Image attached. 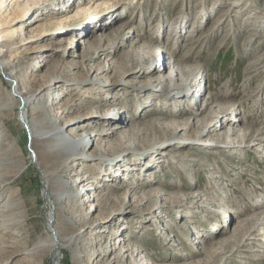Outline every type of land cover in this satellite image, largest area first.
Wrapping results in <instances>:
<instances>
[{
	"label": "rangeland",
	"instance_id": "obj_1",
	"mask_svg": "<svg viewBox=\"0 0 264 264\" xmlns=\"http://www.w3.org/2000/svg\"><path fill=\"white\" fill-rule=\"evenodd\" d=\"M0 1L5 9L14 0ZM46 1L20 0L25 8L19 10L8 5L0 25L2 58L10 62L18 91L34 96L27 116L42 108L68 139L75 141L79 129L96 132L132 154L110 169L106 162L115 153L107 152L104 162L77 157L60 174L67 190L78 194L70 214L63 203L54 208L45 194V158L37 153L31 126L18 119L19 99L5 109L10 86L0 68V174L12 178L0 190V204L16 201L0 216V264H53L54 256L58 264H74L73 253L82 258L85 250L100 258L96 252L113 236L118 243L105 262L92 264H106L125 248L118 264H264V0H138L134 8L106 5L88 24L87 13L110 0L89 6L87 0ZM119 25H125L122 44ZM131 44L141 66L121 71ZM178 86L182 93L172 101L169 92ZM84 108L94 115L83 118ZM210 109L208 125L216 127L203 137L196 130L191 135L190 127ZM167 125L178 128L175 135ZM152 128L160 130V145L182 146L150 158L143 149L127 150L154 139L156 134L144 133ZM81 187L85 191L77 193ZM142 189L152 191L150 202L137 197ZM113 198L128 205L108 204ZM124 206L127 213L117 219ZM49 209L54 239L84 231L69 248L35 251L38 241L49 238Z\"/></svg>",
	"mask_w": 264,
	"mask_h": 264
},
{
	"label": "bare ground",
	"instance_id": "obj_2",
	"mask_svg": "<svg viewBox=\"0 0 264 264\" xmlns=\"http://www.w3.org/2000/svg\"><path fill=\"white\" fill-rule=\"evenodd\" d=\"M87 1L85 2V4H88V6H89V4L91 3L92 0H87ZM3 2L4 1H0V25L6 16V12L4 13V11L7 10L8 5H10V7H13L15 10L25 8L24 3H21L20 0H14L10 4L8 3L7 7L5 9H3V5H2ZM109 2H105L102 4L97 3L93 9V13L88 12L87 15L89 16V18L88 17L85 18L83 20V23L84 24L90 23V20L93 19L92 17L95 14H98L99 12L104 10L106 8V5H108L107 10L114 8V6H116V5H122L125 3L127 5H129L130 8H132V7L134 8V7H136L138 0H110ZM44 4H46L48 6H52L53 4H57V0H47L46 2H44ZM103 4H105V5L103 6ZM86 7L87 6H85V8H83V9H86ZM62 11H65V9H63ZM38 25H36V26H38ZM124 26L119 25L118 28H116L117 37L119 38L117 41L121 42V44L126 37V36H123V30L125 29ZM1 44H2V41L0 40V46H1ZM132 45L133 44H131L130 48L126 49L124 51V53L122 54L121 61H125L126 64L121 65V68H120L121 71L126 70V69H128L134 65L141 66L140 65L141 58L139 55V51H136V49H134ZM112 47L117 48L118 44L116 43ZM2 48L3 47L0 48V68L4 72L5 80L8 82V84L10 86V89H9L10 101L4 103V106L6 107L5 109L10 108L11 100L13 97H16L17 99H19L20 110H19V118L18 119L24 125L28 126V124H29L31 126V128H30L31 136L30 137L32 140L35 141V143L37 145L36 149L38 151L37 152L38 155H40V156L42 155L45 158L42 166H43L44 170L46 171L47 178L50 180V184L48 185V187L45 190V194L47 196V199L51 200L54 208L56 207V208L60 209V207L62 206L61 204L63 203L64 205H66L67 209L65 211L68 213V206L71 205L70 203L74 201V198H76L78 194H76V193L74 194L71 191L67 190L66 183L63 180H61L60 174H61V172L65 171V169L67 167L70 166V163L73 160H75L77 157H79V158L82 157V158H85L86 160L97 159L100 161L103 160V162H104L105 161L104 156H107V154H108L107 152H111V153H115L117 155V158L116 159L114 157H112L111 159L108 158L106 165L108 166V169H110L109 165H112V166L118 168L119 167L118 163L120 162V157L124 156L125 153H131L132 154V152L122 153L126 149H124V146L122 144H120L119 141L113 142L110 140H102V138L97 136L96 132L93 135H91L90 132L83 131L80 129L78 130L79 136L77 137V139H75V141H72V140L68 139L64 135V133L58 127H56L52 122H49L51 120V118L47 119L46 116L44 117V114H43L44 109H42V108H40V109L35 108L34 114L32 116L28 117L25 109H26V106L34 99V96H32V95L25 96V95H22L18 91L17 84H15L16 78L14 77V74L11 72V70H9L7 67L8 65H10L9 64L10 62L8 63V61H6L5 59L2 58L3 52L5 51V50L3 51ZM142 48L144 49V48H146V46H144V44H143ZM189 58L190 57L188 56L187 58H185V60H187ZM143 59L146 61V63L150 62L149 57H143ZM162 65L164 68L166 64L165 65H164V63L161 65L157 64L154 67H150V68L145 67L142 69V72L143 73H152L155 69L160 68ZM112 66H114V64ZM154 78H155V80L153 83L160 82V76L154 77ZM149 85L153 86V84H151V83ZM181 88L182 87L178 86V87H175L171 92H169V95H171V97H169V99H171L172 101H177L178 98H176V97H178V95H180L182 93ZM149 90H150V87H148L147 89H144V91L139 90V92L147 93ZM118 91H119V87H117V91L113 90V97L115 96L116 92H118ZM126 94L131 95L132 90H128V92ZM84 109H85V112H83V118H88V117H91L94 115L93 111L89 112V111H87L88 108H84ZM223 109H224V107H223ZM225 109H226V107H225ZM116 112L117 113L113 112L114 116H118L119 112L118 111H116ZM224 112L225 111H223V113ZM212 113H213V110H211V109L208 110L206 115L203 116V119H201V121H203L202 123L197 125V127H194V126L190 127V130L192 131L191 135H194L195 130H196V132L200 133L201 137H203L204 135L210 134L211 128L216 127L213 125V123H210L208 125V121L211 120L210 117H213ZM172 115H176V113H174ZM110 116H112V115H110ZM226 118H227L226 115H224L222 117V119H224V120ZM213 120H214V118H213ZM208 128L210 130L207 131ZM166 129H167V131H170L172 129V131H173L172 136L175 135V133H176L175 130H178V128H173V127H170L169 125L166 126ZM182 130H184V129H182ZM188 130H189V126H188ZM144 133L156 134V137H154V139H151L149 142H146V143H143V142L134 143L132 145V147L127 149V150H131V149L136 150L138 148L143 149V150H145V152L144 151L143 152L145 153L146 157L150 158L151 154H156V153L158 154V152H160V150L163 148H166V147H168V148H170V147L171 148H175V147L179 148L182 146V145L178 144L179 141L178 142L173 141L169 144H163L162 143L160 145L162 135L160 133V130H158L156 128L155 129L152 128V129H149L147 131H144ZM136 134L139 135L140 132H138ZM182 135H188L187 131H185V133ZM103 141H104L105 146L104 147L98 146L101 142L103 143ZM92 144L94 145V147L92 146ZM92 147H93V149H92L91 153H89V149ZM146 157L143 155L142 161L146 160L147 159ZM179 158L184 159L182 155H180ZM3 164L4 163L0 161V169L4 167ZM119 169L114 170V174H110V175L111 176H117L116 172L119 171ZM4 176L2 174H0V190L1 191H4L8 187L7 185L12 182V178L4 177ZM107 187L110 188V185H107ZM133 189H134V187L130 186L128 191H131ZM82 191H85V190H84V188L81 187V188H79L77 193L82 192ZM137 197L140 198L142 201H145V203L150 202L152 200V198H151L152 197V191L147 190V189H142V191L139 192V195ZM12 199L11 198L6 199L5 201H3L4 203L0 204V216L4 215V212H6L8 209H10L11 207H13L15 205L16 201H13ZM181 201L182 200H179V199L174 200V202L177 204V206H180L182 204ZM126 202L127 201L121 199L120 202L118 203L117 200L113 198L112 201L108 202V204L114 205V206L117 205L118 207H122L123 205H128ZM145 207H146V205H145ZM127 211L128 210H126V206H124L121 209V211L118 213L117 219L119 217H121L122 215L126 214ZM68 214H70V213H68ZM7 216H11V215H7ZM54 216L55 215L53 214V211H51L49 209V211H48V222L46 225V233L48 235L47 237H49V238H46L44 240L42 239V240L38 241V243L35 245V248L33 250H35V251L37 249L39 250L41 247H46L49 250H51V249L56 250L60 246V244L63 247L65 246V247L69 248L70 246H72L74 244V242H76L78 240L82 231H84L83 228L81 230L80 229L76 230V231L73 230L67 236L62 237V239L61 238H55L54 239V236L58 237L57 232L53 229V226H52V223L54 222ZM52 217H53V220H52ZM19 221H21V220H19ZM14 225H15V227H17L18 225H21V222L15 221L13 223V226ZM83 225H84V222L81 221L80 226H83ZM115 238H116V236H113L111 241H110V244L108 246H106L104 249H102L101 252H96V254H100V258L98 257L99 259L97 258V256L93 257L92 254L90 253V250H85L82 258L77 253H73L74 264H83L84 261L86 264H92L94 262H99V263L105 262L108 252L110 250H113L118 243V242H116ZM60 240L62 241V243L60 242ZM45 243H46V245H44ZM127 249L128 248H125L124 251L122 252V254L115 255L113 257V260L108 261L106 264H118L119 259L121 258V256L124 255V253L126 252ZM54 257L55 258L53 260V264H58V258L56 256H54ZM131 263L135 264L132 261H131ZM140 263L142 264V262H140Z\"/></svg>",
	"mask_w": 264,
	"mask_h": 264
}]
</instances>
